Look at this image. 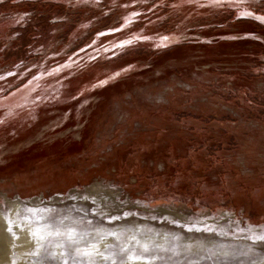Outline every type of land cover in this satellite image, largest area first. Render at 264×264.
I'll use <instances>...</instances> for the list:
<instances>
[{
  "label": "rangeland",
  "instance_id": "374dc122",
  "mask_svg": "<svg viewBox=\"0 0 264 264\" xmlns=\"http://www.w3.org/2000/svg\"><path fill=\"white\" fill-rule=\"evenodd\" d=\"M0 229L8 264H264V0H0Z\"/></svg>",
  "mask_w": 264,
  "mask_h": 264
},
{
  "label": "bare ground",
  "instance_id": "6f19581e",
  "mask_svg": "<svg viewBox=\"0 0 264 264\" xmlns=\"http://www.w3.org/2000/svg\"><path fill=\"white\" fill-rule=\"evenodd\" d=\"M11 205H13V204H11ZM13 210H16V208L13 209ZM109 241H110V239L107 240L106 242H109ZM10 242H11V240H10V236L8 235V233L3 231V230L1 231V229H0V264H8L9 262H7V260L12 259L11 252H10V247H11V243ZM137 263L138 264H142L140 262H137Z\"/></svg>",
  "mask_w": 264,
  "mask_h": 264
},
{
  "label": "snow or ice",
  "instance_id": "6c2138e0",
  "mask_svg": "<svg viewBox=\"0 0 264 264\" xmlns=\"http://www.w3.org/2000/svg\"><path fill=\"white\" fill-rule=\"evenodd\" d=\"M218 2V0H217ZM242 15H251V13L249 12H243ZM261 240H264V236L260 237Z\"/></svg>",
  "mask_w": 264,
  "mask_h": 264
}]
</instances>
